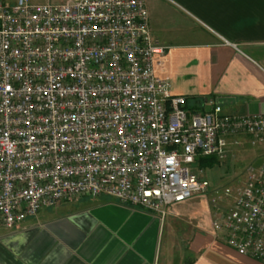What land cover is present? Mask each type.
<instances>
[{"label":"built area","instance_id":"obj_1","mask_svg":"<svg viewBox=\"0 0 264 264\" xmlns=\"http://www.w3.org/2000/svg\"><path fill=\"white\" fill-rule=\"evenodd\" d=\"M167 46L145 0H0V227L43 207L108 195L165 216L194 195L232 199L219 240L264 264V162L237 186L193 166L264 142V110L187 109L155 71Z\"/></svg>","mask_w":264,"mask_h":264},{"label":"crops","instance_id":"obj_2","mask_svg":"<svg viewBox=\"0 0 264 264\" xmlns=\"http://www.w3.org/2000/svg\"><path fill=\"white\" fill-rule=\"evenodd\" d=\"M145 3L167 46L155 71L188 110L204 112L210 99L230 113L264 110V0ZM214 218L208 195L172 203L165 216L108 195L64 200L0 227V264H261L219 240Z\"/></svg>","mask_w":264,"mask_h":264},{"label":"rangeland","instance_id":"obj_3","mask_svg":"<svg viewBox=\"0 0 264 264\" xmlns=\"http://www.w3.org/2000/svg\"><path fill=\"white\" fill-rule=\"evenodd\" d=\"M6 3H14V0H4ZM32 3L58 2V0H32ZM242 143H234L231 146L229 157L221 160L220 164L214 167H205L203 175L216 187L225 185L237 186L242 184L247 177V167L258 165L264 162V142L252 144L251 139L241 137ZM193 166L197 169L203 168L199 159ZM208 200L215 210V215H220L231 205L232 199H226L209 192Z\"/></svg>","mask_w":264,"mask_h":264},{"label":"trees","instance_id":"obj_4","mask_svg":"<svg viewBox=\"0 0 264 264\" xmlns=\"http://www.w3.org/2000/svg\"><path fill=\"white\" fill-rule=\"evenodd\" d=\"M203 169L205 167H214L220 164V160L216 156H201L198 158Z\"/></svg>","mask_w":264,"mask_h":264}]
</instances>
